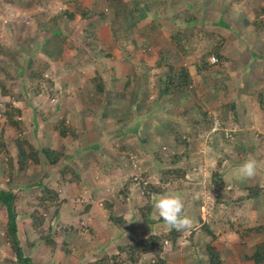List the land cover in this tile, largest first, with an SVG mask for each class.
Instances as JSON below:
<instances>
[{
	"label": "rangeland",
	"instance_id": "1",
	"mask_svg": "<svg viewBox=\"0 0 264 264\" xmlns=\"http://www.w3.org/2000/svg\"><path fill=\"white\" fill-rule=\"evenodd\" d=\"M64 1L0 0V76L23 97L21 102H12L21 111L22 137L35 147L66 151L64 164H70L78 177L73 183L57 187L56 171L46 173L45 167L30 165L25 172L14 168L8 179L4 174L5 154H0V189L17 196V236L23 254L34 264H85L103 255H114L119 244L168 231L153 204L156 198L176 192L183 198L185 215L192 220L191 228L197 227V216L214 228V239L210 242L226 264H252L248 257L261 242V236L239 240L234 230L240 218L247 219L249 226L262 224L264 220V152L258 145L263 140H257L258 144L252 148L237 146L242 137L236 133L241 124L246 126L248 114L235 108L233 120L229 112L223 119L217 109L208 107V97L213 88H221L224 99L238 106L242 95L252 99L253 94L264 93V28L261 31L253 27L255 21H263L264 25V14L259 13L264 9V0H240L234 6L229 5L230 0H143L147 5L145 17L127 28L121 19L112 21L113 9L119 10L124 4L131 8L136 0H116L113 9L108 0H74L67 4ZM76 7L104 11L107 19L95 22L93 36L86 43H82L80 32L85 26L79 24L77 15L73 20H57L63 37L53 38L41 48L52 29V18L62 11L74 12ZM123 11L128 21L124 7ZM188 17L193 18L191 24L185 22ZM176 30L181 31L178 44L172 40ZM202 31L223 38L221 54L225 60L216 65L209 56L207 62L211 66L195 74L193 65L202 53L197 37ZM61 39L58 53L55 44ZM160 55L173 69L187 68L192 81L184 93L160 97L157 76L166 69L156 65ZM30 58L49 62L44 77L51 82V88L43 85V92L36 97L27 92L23 71ZM94 75L103 82L99 94L91 85ZM216 84L218 87H213ZM256 98L252 101L259 108ZM6 101L8 98L0 96V104ZM201 111H209L212 123L208 131L202 129L186 138L188 154L179 163V167L188 168L185 177L167 184L162 194H151L146 201L139 186L141 175H146V182L155 184L158 165L173 152L160 143L163 137L172 142L168 130L162 129L161 137L157 134L147 142L142 133L150 128L148 139L150 131H157L165 122L177 129L174 122L179 118V125L186 123L179 126V135H186V127L196 131L193 122L198 121ZM62 117L75 130L74 138L60 139L53 131V123ZM214 119L219 130L212 132ZM201 121L198 123L205 125ZM0 128L7 152L14 155L12 141L16 132L2 118ZM261 136L264 137V132ZM155 147H159L160 160L153 154ZM234 147L247 154L246 159H255L257 170L251 179L230 177L232 197L239 196L238 193L245 195L246 188L253 185L263 192L252 203H240L231 212L223 205L228 200L227 190L216 192L209 184V174L221 153L231 155L235 162L241 160ZM173 151L181 153L182 148L179 145ZM39 184L57 190L58 198L63 200L56 217L51 218L50 213L45 216L50 228L48 236L55 244L53 251L43 246L27 217L39 195ZM123 186L127 193L124 200L119 194ZM105 201L124 219V226L117 228L108 222L102 206ZM145 205L149 210L144 208L141 216L139 209ZM4 221V210L0 207V264H14L2 235ZM193 233L189 239L190 234L185 231L174 249L168 241L162 242L164 264H198L204 259V245L210 238L198 228ZM148 263L149 255H144L138 264Z\"/></svg>",
	"mask_w": 264,
	"mask_h": 264
},
{
	"label": "trees",
	"instance_id": "2",
	"mask_svg": "<svg viewBox=\"0 0 264 264\" xmlns=\"http://www.w3.org/2000/svg\"><path fill=\"white\" fill-rule=\"evenodd\" d=\"M71 1L74 0H65L64 3L67 4ZM108 1L111 3L110 8L113 9L112 3L116 0ZM239 2L240 0H230L228 3L230 6H234ZM126 6L127 5L124 4L119 10L118 8L114 7L113 10H115V12L112 13V21L114 22L117 19H121L122 22H125L124 24L127 28L134 26V24L145 17L147 5L143 0H136L131 8L127 9ZM123 7L125 8V11H127V16L129 18L128 21L126 20V17H124L125 12L123 11ZM259 13L264 14V9H260ZM75 15L78 16V21L80 22L79 24L81 26H85L83 28L81 27L80 30L82 33V43H86L88 39L92 38V26L95 24V22L105 21L107 19V13L104 11L95 12L93 10L80 7H76L74 12L62 11L59 15L52 18V29L48 33L49 37L43 40L41 48H43L45 44H47L53 38L63 37V32L56 22L57 20H73ZM192 21V17L185 19V22L189 24H191ZM262 22L263 21L253 22V27H255L256 30L259 29L262 31L264 28V25H261ZM151 29H154V27L151 26ZM180 33V30L179 32L176 30V32H174L172 35V40L176 44L180 42L179 39L181 38H178ZM200 33L201 34L197 37V39L199 45L202 48L200 51L202 53H200L199 60L193 65L195 74H201L211 66L207 62V57L209 56L214 58L216 65L221 64V62L225 60L221 54V48L224 42L223 38L220 36L218 38L213 34L203 31ZM62 40L63 39L58 41L57 45L55 44L56 49H58V53L61 51V45L63 43ZM104 56L107 57L109 54H105ZM156 65L158 68H166L163 70L164 73L157 76L156 81V88L161 91L166 98L172 97L176 93L182 94L185 90H187V87L190 86L192 80L186 67L179 66L177 69H173L171 65H169L165 60V57L161 55L156 60ZM48 66V61H40L39 59L35 58H30L25 63L23 71L26 73L25 79L27 92L30 93L31 96L36 97L40 95L43 92V85H45L47 89L51 88V82L44 77ZM91 85L95 93L99 94L103 91V82L98 75H94V77L91 78ZM0 96L2 98H8V101L0 104V118L3 119L5 125L12 128L16 132V137L12 141L14 155H10L6 150V141L3 138V130L0 128V154H5V176L8 179H11L14 168H16L18 172H25L30 165H41L42 167H45L46 173H49V171L57 172V187H60L66 183L75 182L78 178L77 173L74 168L63 163V149L59 148V150H54L45 146L35 147L22 137V130L20 128L21 111L19 108L13 106L12 102H21L23 97L19 93H15L12 87L6 84L2 76H0ZM257 101L259 108L264 110V97L262 94L258 93ZM233 109L232 103L222 105L220 109L222 118L226 119L227 113ZM199 117L200 118H198V121L199 119H202L203 123L205 122L204 130L208 131L211 127L210 124L212 123L210 114L201 111L199 112ZM193 124H198V122L195 121ZM52 129L60 139H64L66 137H75V130L66 123L65 118L63 117L57 122L53 123ZM189 136H191L189 133H186V135L182 136L177 134L173 135V140L176 142V144L180 145L182 151L181 153H178L173 151V148H170L173 153L168 154L166 156V161L158 165V180L155 184L146 182V175H141L142 179L139 181V186L141 187L140 189L142 196L146 201H148L151 194H162L167 184L178 180H183L185 177L186 173L188 172V168L185 169L179 167V163L183 158L187 157L188 144L186 142V138ZM237 149L234 147V150L239 155V159L242 161L240 160L235 162L231 159V155L225 153H221L216 159L214 168L209 174V184L212 187L219 190L225 189V185L222 181V176L220 173L221 165L224 161H228L229 164L236 167L246 160V155ZM159 152L160 151L158 147L153 153L158 159L160 158ZM142 181H145V183L142 184ZM38 189L39 195L36 197V202L32 207V211L27 214V217L29 219L31 229L38 235L39 239L42 240L43 246L45 248L51 247L53 251L55 244L48 236L50 228L48 223L45 221V216L50 213L52 215L51 218L56 217L58 215L60 206L63 204V200L58 198L57 190L52 189L48 185L39 184ZM261 192L263 191L258 187V185H253L246 188L245 195L235 196L233 198L232 191L228 189V200H226V202L223 201V205L226 206L231 212L236 211L238 204L243 202L252 203L254 199L258 198V195ZM119 194L122 197L121 199L124 200L125 196L127 195L126 186H123ZM16 200L17 196L15 193L9 190L0 189V207L3 208L5 214V221L2 230L3 239L13 255L14 264H34L30 258L23 254L17 236V213L15 210ZM102 206L107 212V220L109 223L117 228L126 224L124 219H122L120 216H117L113 212L111 203L105 201L103 202ZM144 208L146 211L149 210L148 206H143L141 209H139L141 216H144ZM182 215H185L184 209ZM196 221L197 227L195 228H190L179 232L176 230H168L167 232L159 235H148L131 243L119 244L115 247L116 253L114 255H103L101 258L92 262H87L85 264H138L144 255H149L148 264H164V260L162 258V242L165 240L168 241L170 243V247L174 249L178 244V239L185 231L189 232V239H191L196 228H198V230L202 231L208 238H210V240L204 245L205 257L202 259V261H199L198 264H226L223 261L220 252L213 245H211L210 241L214 239V228L210 227L208 222H202L198 216L196 217ZM235 226L234 233L239 238V240L251 235L261 236V242L255 245L254 250L252 254L249 255L248 259L252 262V264H264V220L262 224L249 226L247 219L240 218L237 220Z\"/></svg>",
	"mask_w": 264,
	"mask_h": 264
},
{
	"label": "crops",
	"instance_id": "3",
	"mask_svg": "<svg viewBox=\"0 0 264 264\" xmlns=\"http://www.w3.org/2000/svg\"><path fill=\"white\" fill-rule=\"evenodd\" d=\"M215 81V80H214ZM216 82V81H215ZM222 84H225L226 82H221ZM215 86H217L218 87V85L216 84V85H213V87H215ZM260 91V90H259ZM257 92H258V90H257ZM260 92H262V91H260ZM260 94H264V93H260ZM175 95V97L176 96H178V95H180L179 93H176V94H174ZM256 93H255V95L253 94V96H252V99H251V97L250 96H247V97H244L243 95L241 96V98H240V100H239V102H238V106L236 105V103L234 102V101H231L232 102V104H233V110L232 111H229V114L231 115L232 114V120L234 119V112L235 111H237L235 108H239V110L241 111V114H243V111H245L246 112V114H248V119L246 120V118H245V120H244V123L246 124V126H244L243 124H241V126L239 127V128H241L240 130H238L237 131V133L236 134H238V135H241V137H242V140H240V142L237 144V146H241V147H249V148H252L253 146H255L256 145V143L258 144V142H257V140H259V139H261V140H263L262 141V145H260V144H258L259 145V147H260V149L262 150L261 152H264V137L263 136H261L262 134H263V132H264V110L263 111H261L255 104V98H256ZM164 95H163V93L160 91V97H163ZM263 96V95H262ZM164 98H166L165 96H164ZM225 93L224 92H222L221 91V88H219L218 90H216V88H213L212 90H211V94H210V96L208 97V107H211V108H213V111H215V109H217L216 111H218V112H220V109H221V107H222V105H226V104H228L229 103V101H226L225 99ZM252 100H254V101H252ZM256 100H257V98H256ZM15 106V105H14ZM16 107V106H15ZM258 109V111H256ZM204 112V111H203ZM206 113H208L209 114V111H207ZM228 115V114H227ZM250 115V116H249ZM222 116V115H221ZM226 117H228V116H226ZM235 118H237V117H235ZM260 118V119H259ZM176 119V118H175ZM179 118H177L176 119V121L178 120ZM253 119H255L256 120V123L254 122L255 120H253ZM262 119V120H261ZM260 120L262 121V123H260ZM174 122V124H177L178 126H177V129H175L176 128V126H174V127H171V125L169 124V123H167V122H165V123H163L161 126H162V128L161 127H158L157 128V131H155L154 129H152L150 132H151V134H150V138H146L147 136H148V131L147 130H149L150 128H146V130L142 133V136H145L144 138H142L143 140H144V142H147L148 140H150V141H152L154 138L152 137V136H156L157 134L159 135V137H161L162 136V129H166V131L168 130L169 132H170V134L172 135V142H168V141H165V139H164V137H163V139L160 141V143H161V145H164V146H166L168 149H170V148H174V149H178L179 148V144H176V142L173 140V135L174 134H177V135H179V126L180 127H182V125H186V123H180V125H179V121H177V122ZM252 121V122H251ZM197 122H199V121H197ZM201 123H203L202 121H201ZM250 123L252 124V125H250ZM255 124H257V126H258V128H256V126H255ZM195 126H196V131H193V130H191V129H189L188 127H186L185 129L187 130V133H189L191 136H193V134H198V132L199 131H201L202 129H204L205 127V125H203V124H201L200 125V123H198V124H195ZM244 126V127H243ZM252 127H254V129H252ZM255 132L256 133H258L257 135L255 134ZM158 141V140H157ZM156 141V142H157ZM164 143V144H163ZM160 145V144H159ZM199 145H201V144H199ZM176 146V147H175ZM202 148V147H201ZM56 149V148H55ZM155 149H157V147H155ZM67 153H66V151H64L63 150V158L64 159H66V155ZM263 154V153H262ZM69 155V154H68ZM246 156H247V154H246ZM261 157V156H260ZM250 158V157H249ZM247 159H248V157H247ZM63 163H65V162H63ZM227 162L226 161H224L223 163H222V165H221V169H220V173H221V176H222V181L224 182V185H225V190H227L228 191V189H230L229 188V184H228V180H230V177H231V171H232V169H234L235 167H230L229 165H227L226 164ZM69 166H70V164H68ZM156 181H157V179H156ZM156 181H154V183L156 182ZM151 182V181H150ZM203 182V181H202ZM197 184H198V182H197ZM196 185V182H194V186ZM215 190H216V192H225L224 190H219V189H216L215 188ZM227 193V192H226ZM216 194V193H215ZM228 194V193H227ZM238 195L239 196H241V194H239L238 193ZM243 196V195H242ZM227 197H228V195H227ZM226 197V198H227ZM215 200V199H214ZM127 201V200H126ZM201 219V221L203 222L204 221V219L201 217L200 218Z\"/></svg>",
	"mask_w": 264,
	"mask_h": 264
},
{
	"label": "clouds",
	"instance_id": "4",
	"mask_svg": "<svg viewBox=\"0 0 264 264\" xmlns=\"http://www.w3.org/2000/svg\"><path fill=\"white\" fill-rule=\"evenodd\" d=\"M257 161L246 159L231 171V176L237 180L251 179L256 175ZM158 216L163 221V226L168 230L177 232L190 229L192 220L182 215L184 201L179 193L173 192L160 196L154 200L153 204Z\"/></svg>",
	"mask_w": 264,
	"mask_h": 264
},
{
	"label": "built area",
	"instance_id": "5",
	"mask_svg": "<svg viewBox=\"0 0 264 264\" xmlns=\"http://www.w3.org/2000/svg\"><path fill=\"white\" fill-rule=\"evenodd\" d=\"M212 61H213V59H212ZM215 130H219L218 123H217L216 119H214V124H213V127L211 128L212 132H214Z\"/></svg>",
	"mask_w": 264,
	"mask_h": 264
}]
</instances>
